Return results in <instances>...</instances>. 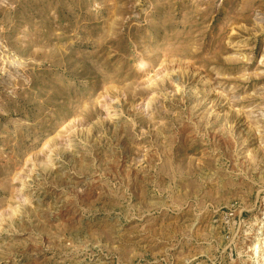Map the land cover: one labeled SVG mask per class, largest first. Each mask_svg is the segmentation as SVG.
I'll return each mask as SVG.
<instances>
[{"label":"rangeland","instance_id":"1","mask_svg":"<svg viewBox=\"0 0 264 264\" xmlns=\"http://www.w3.org/2000/svg\"><path fill=\"white\" fill-rule=\"evenodd\" d=\"M0 264H264V0H0Z\"/></svg>","mask_w":264,"mask_h":264}]
</instances>
